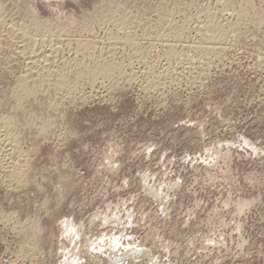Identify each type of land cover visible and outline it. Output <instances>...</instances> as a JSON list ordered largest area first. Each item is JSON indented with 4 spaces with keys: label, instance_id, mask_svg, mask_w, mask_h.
I'll use <instances>...</instances> for the list:
<instances>
[{
    "label": "rangeland",
    "instance_id": "374dc122",
    "mask_svg": "<svg viewBox=\"0 0 264 264\" xmlns=\"http://www.w3.org/2000/svg\"><path fill=\"white\" fill-rule=\"evenodd\" d=\"M232 2L249 9V25L217 56L179 44L184 56L166 59L157 42L153 66L118 55L122 75L94 87L71 76L69 93L45 81L36 104L16 108L25 58L7 26L37 35L42 19L70 58L77 38L117 32L108 9L127 13L142 38L164 34L168 14L203 20L226 0H0V116L29 158L18 181L0 167V264H264V0ZM65 26L78 31L68 38ZM78 58L79 68L90 61ZM167 67L161 78L149 71Z\"/></svg>",
    "mask_w": 264,
    "mask_h": 264
},
{
    "label": "bare ground",
    "instance_id": "6f19581e",
    "mask_svg": "<svg viewBox=\"0 0 264 264\" xmlns=\"http://www.w3.org/2000/svg\"><path fill=\"white\" fill-rule=\"evenodd\" d=\"M191 2H193V1H191ZM220 2H222V0H216V5L220 4ZM222 6H225L226 8L220 9V8H216V6H214L212 8H214L215 10L213 11L212 8H210L208 5L205 8L206 13L204 12L205 9L203 10V13H202L203 15L205 13V15H204L205 19L202 20L201 19L202 15L199 14L200 16L196 15L197 21L191 19V18L194 19V16L190 17V19H189V17L184 18V19L182 18L181 21L178 18L179 21L178 20L176 21V18L173 17L172 15L168 14V12H166L164 14V15L168 14V16L167 15L164 17L162 16L163 18L161 17V13H159V15L162 19L166 18L168 20V22L170 23L169 27H167V29H166V32L164 34L161 33V35H157V36H153V35L150 36V33L144 32V35L142 36V38H139L136 34L133 33V31L135 30L134 29L135 28L134 27L135 21L133 20L134 22H132L130 20L131 18H128L129 16L128 17L126 16L127 13H126V15L125 14L124 15H118L116 13L117 10L108 9L107 14L105 13L106 15L103 17V21L106 23L108 22V24L113 23V25L115 26L114 28L117 29L116 30L117 32H113L112 29L111 30L106 29V38L99 37V35H97V36L94 35L95 36V37L93 36L94 38H90L92 35L91 33H90L91 35L88 34V35H90V36H88V38L87 37L86 38H83V37L77 38V40H76L77 48H75V50H73L74 49L73 48L71 51L72 53L69 52L71 54V57L69 56L70 58H67V57L63 58L64 55H63V51L61 49L62 46L61 45L58 46L57 43L56 44L53 43V41L55 39L52 40V42H49L50 39H52L53 37L52 38L51 37L49 38V36L45 37L46 35L43 33L48 32V34H49V33H51V31L50 30L48 31V29L43 24L42 19H39V20L34 19V21H36V24H34V25H36L37 35L36 34L31 35L27 31V29L24 27V25L21 27H18V28L13 27V26L12 27L10 26L9 28H7L8 27L7 26L4 29H8L6 31V32H8L7 33L8 38L11 37V39L15 41V43L12 42V44H15V46H16V49H17L16 53H19L20 54L19 56L22 55L25 58V67H24L25 70H24L22 75L19 74L20 78L19 79L17 78L18 79V81H17L18 82V87H17L18 94L16 93L17 94L16 95L17 99L15 100L16 101L15 102L16 108H18V107L21 108V106L24 105V102H27L29 104H34V103L36 104V100H35L36 93L38 94V92L43 89L42 83L44 85L45 81H46V83L52 82L53 84H50V85H53L57 90H61V93H62L63 89H69V91H68V93H69L70 90L71 91L74 90L73 89V82L70 83L71 82L70 81L71 76L75 77V80L77 81V83L79 81L87 82L92 87V84H93V82H95V79H98L99 77H108L109 78V77H112L115 73L122 75L124 73V69H123L124 67H123V64L120 63L122 61H120V62L118 61L119 60L118 57L119 56L122 57L125 54H127L128 57L140 59L143 61V63H145L147 65L151 64V66H153V64L155 65V63L152 64V62L148 61V57L150 55V51L153 50V47H155L154 45L157 42H159V44L162 43V44L166 45V49L164 51V56L166 57V59L177 57L179 54L182 53V52H178V50H177L179 44H183L185 47H187L189 49V52H190V50H192L194 52L195 56L201 60L208 58L211 54H213V55L216 54L215 56H217L220 51L224 50L223 48L226 47V45L229 41L236 40L237 38H235V37H237V36L239 37V35L243 33L240 29L242 26H240V25H243V26L245 24H246L245 26L249 25L247 23H248V19L251 17V16L248 17L250 15L249 14L250 12L248 11L249 9L242 7V6H240V8L236 7V5L234 4V2H232V0H226V4H224ZM233 6L238 8V9L234 8ZM0 7H1V5H0ZM168 7H169V5H168ZM207 9H210V10L207 11ZM166 10H164V11H166ZM174 10H176V9L174 8ZM225 10H229V11L232 10V11H230L232 13L236 11L235 12L236 16H234V17H236L235 21L233 19L230 20L229 17L230 16L232 17V15H230V16L228 15L229 17L225 16V13H224ZM164 11H160V12H164ZM34 12L32 11V13H34ZM132 14H133V12H132ZM185 14H184V16H185ZM35 16L38 18L37 14ZM252 16H254V15H252ZM234 17H232V18H234ZM247 17H248V19H247ZM33 18L31 19V21L33 20ZM0 20H1V22H0V26H1L2 25L1 23L3 22V24H4L5 21H3L2 17L0 18ZM44 21H49V20L44 19ZM249 21H250V19H249ZM49 23H47V24H49ZM136 23H138V21ZM192 23L196 24V25H194V28H195L197 33H196L195 37L193 36L194 37L193 41L191 43L187 44V41L192 40V39H189V36H186L187 34L186 35H183V34L185 32L187 33V31H189V29H190L189 27L192 26ZM20 24H23V23H20ZM30 24H31V22H30ZM45 24H46V22H45ZM51 24H52V22H51ZM187 24H188V27H185ZM250 24H252V23H250ZM11 25H13V24H11ZM34 25H33V27H34ZM104 25H106V24H104ZM109 25H108V27H109ZM139 25H140V22H139ZM139 25H137V26H139ZM48 26H50V25H48ZM65 27H60V28H64L62 31H64L63 33L67 34L66 36H68V35L70 36L73 33L75 34V32L78 31V30H76L75 32H72V33L70 32L71 33L70 34V33H68L69 32L68 30L71 27L68 28L69 25H68V27H66V28ZM50 28H52V26ZM33 30H35V28ZM54 30L56 33H58L57 30L59 31L61 29H57V30L54 29ZM84 30H86V29H84ZM35 31H32V32H35ZM65 31L66 32L68 31V32L66 33ZM71 31H73V27L71 28ZM55 32H53V33H55ZM150 32H151V30H150ZM59 33H61V32H59ZM54 35H56V34H54ZM59 35H61V34H59ZM36 36H39V37H36ZM69 36H68V38L71 37V36L70 37ZM47 38H49V39L47 40ZM57 38H58V36H57ZM74 38H76V37H74ZM74 38H73V42H74ZM66 39H67V37H66ZM142 39L150 40V43H151V44H149L150 46L149 47L142 46L143 45L142 43L145 42L144 40L142 41ZM12 40H10V41H12ZM46 41L49 42L50 44L46 43ZM58 41H60V40H58ZM64 41H65V39H64ZM70 42H71V40H70ZM73 42H71V43L73 44ZM148 42H145V43H148ZM45 43L47 44L46 46L49 45L50 47L44 48L43 45ZM66 43H67V40H66ZM224 44H226V45L224 46ZM15 46L13 45V47H15ZM69 46H71V45H68L67 47H69ZM72 47H74V46L72 45ZM69 48H67V49H69ZM64 49L65 48H63V50ZM67 49H65L64 51L67 52L68 51ZM70 49H69V51H70ZM226 49H227V47H226ZM182 51H183V49H182ZM184 54L186 55V53H184ZM182 55H183V53H182ZM78 56H83V58L84 57L89 58L88 60H90V61L89 62L86 61L87 64H85V61H84L85 65H83L82 68H79V66L82 65L83 60H80L79 58H78L79 60H77ZM61 58H62L63 62H62V60L59 61ZM83 58H81V59H83ZM117 58H118V60H117ZM137 59H135V60H137ZM130 60H132V59H130ZM191 60H192V58H191ZM161 62H162V60H161ZM23 63H24V60H23ZM62 64L65 66L63 68L59 69V65L62 66ZM149 71L152 73H156L157 74L156 77H160V76H165L166 74H168L167 72H170V69L168 67H167V69L163 68V69H157V70H156V68L155 69L151 68ZM102 79H104V78H102ZM149 81H151V80H149ZM75 83L76 82H74V84ZM77 83H76V85H77ZM76 85H75V88L77 87ZM82 85H83V83H81V86ZM48 86H49V84H48ZM49 87H51V86H49ZM79 87H80V85H79ZM93 87H94V84H93ZM56 91H54V92H56ZM65 91H63V92H65ZM58 92L55 93V95L58 94ZM43 93L44 92H42V94ZM66 93L64 94V96L66 95ZM68 93H67V95H68ZM23 100H26V101H23ZM53 102H54V100H53ZM14 106H15V104H14ZM31 108H33V107H31ZM30 117L32 118V115H30ZM30 117H27L28 120H30ZM9 119L6 118V116H5V118L0 116V151L3 154V156L0 157L1 159L3 158L2 161H0V165H1L0 167L3 166L5 168L7 174L9 175V177L14 178V179L18 178V179H16V181H18L19 178L22 176V174L24 173V171L27 168L26 164L29 162L28 161L29 158L26 157L27 156L26 154H23V152L19 146L20 144L18 143L19 141L16 139V133L17 132H15V130L17 127L15 126L16 128H14V125L10 122L11 120L9 121ZM32 119H34V118H32ZM47 122L44 123V125L42 126V129L41 128H38V129L39 130L40 129L41 130H47V127L50 126V125H47Z\"/></svg>",
    "mask_w": 264,
    "mask_h": 264
}]
</instances>
